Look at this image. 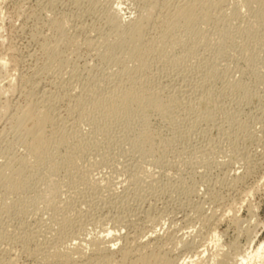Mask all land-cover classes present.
<instances>
[{
	"label": "rangeland",
	"instance_id": "obj_1",
	"mask_svg": "<svg viewBox=\"0 0 264 264\" xmlns=\"http://www.w3.org/2000/svg\"><path fill=\"white\" fill-rule=\"evenodd\" d=\"M156 1L146 37L161 43L138 68L122 31L146 14L143 0H0V87L14 81L0 95V169L25 162L19 189L0 182L1 264H60L52 256L80 244L90 257L108 231L119 237L116 259L125 247L131 262L159 255L152 264H239L264 244V0H226L196 35L161 23L178 0ZM119 5L121 32L106 20ZM188 50L195 57L185 59ZM130 84L174 102L107 115L99 98ZM34 98L50 101L55 136L67 137L54 138L51 161L28 151L15 119Z\"/></svg>",
	"mask_w": 264,
	"mask_h": 264
},
{
	"label": "bare ground",
	"instance_id": "obj_2",
	"mask_svg": "<svg viewBox=\"0 0 264 264\" xmlns=\"http://www.w3.org/2000/svg\"><path fill=\"white\" fill-rule=\"evenodd\" d=\"M142 1V0H141ZM144 3H146L145 6H147V10H146V14L143 15L141 14V16H139L137 19H133V20H130L128 22V26H126L127 28L124 29V32L122 31V36L123 34L126 35L125 39H124V42H127L131 44V53L133 54V58L134 57H137L135 61H138L137 64L135 66H137L138 68H142L144 65L146 66L147 63L145 64V61L144 62V59L146 58L145 55H147L149 52H151V45L150 44H155V43H161V41H157V42H153L151 40L153 39H148L146 37V30H147V27H150L149 24L152 20V16H153V12L154 9H156L157 5L159 4V1H156V0H143ZM226 0H181L179 2L174 3V7L172 9L168 8L166 11V13H162L160 12V14L162 15L160 18H163L162 20V24L164 22V25H166L167 27L169 26V28L171 27V31H177L179 30V28L189 32V33H194L196 32V24L199 20H203L204 22L211 16V13L213 11V9H215L216 7H219L220 5L222 6V4L225 2ZM239 1V0H238ZM256 2H260L261 0H240V3L242 2V4L244 5H250L252 2L255 3ZM78 2V1H77ZM83 1H81L80 3H82ZM164 2V1H162ZM59 3V2H58ZM161 3V2H160ZM169 3V2H168ZM234 3H235V0H234ZM240 3H237V4H240ZM170 4V3H169ZM169 4L167 6H169ZM79 5V4H78ZM166 5V4H164ZM253 5V4H252ZM76 6V5H75ZM80 6V5H79ZM120 6H118V8H115L113 10V12L109 15H107V23H109L113 28L114 30L116 31H119L121 29V27L123 26V23L125 20H121L122 18L119 17V13H120ZM234 6V5H233ZM232 6V7H233ZM238 6V5H237ZM97 7V6H96ZM235 7V6H234ZM243 6H241L240 4V7L241 8ZM246 7V6H245ZM145 8V7H144ZM161 8V7H159ZM163 8V7H162ZM73 9V8H72ZM160 10V9H159ZM165 10V9H164ZM236 10V8L234 9ZM94 11V10H93ZM239 11V10H238ZM51 12V11H50ZM159 12V11H158ZM156 13V12H155ZM237 13V12H236ZM159 14V13H158ZM99 15V14H97ZM51 16V15H50ZM157 16V14H156ZM59 17V16H58ZM63 17V16H62ZM77 18V17H76ZM106 18V17H105ZM120 18V19H119ZM159 18V17H158ZM154 19V18H153ZM64 20V19H63ZM69 21V20H68ZM202 21V22H203ZM61 23V22H59ZM56 22V26L59 27V28H62V24H59ZM160 23V22H158ZM206 23V22H205ZM126 24V23H125ZM124 24V25H125ZM61 25V26H59ZM161 25V24H160ZM110 26V27H111ZM157 26V25H156ZM159 26V25H158ZM163 26V25H162ZM84 27V26H83ZM124 27V26H123ZM122 27V29H123ZM167 27H163L164 31L165 30H168ZM72 28V27H71ZM56 29V27H55ZM58 29V28H57ZM64 29V28H62ZM121 29V30H122ZM113 30V31H114ZM162 30V31H163ZM60 31H62L60 29ZM64 31V30H63ZM115 31V32H116ZM163 31V32H164ZM170 29H169V32H171ZM173 31V32H174ZM121 32V31H119ZM166 32L168 33V31H165V34L167 38L168 35H170L169 33L166 34ZM172 32V34H173ZM202 31H200V34H201ZM49 33V32H48ZM79 33V32H78ZM106 33V32H104ZM110 33V32H109ZM117 33V32H116ZM197 33V32H196ZM199 33V32H198ZM205 33V32H204ZM61 34V33H60ZM119 34V33H117ZM149 34V33H148ZM179 34V33H177ZM181 34V33H180ZM207 34V33H206ZM121 35V33L119 34ZM164 35H163V38H164ZM196 35V34H195ZM198 35V34H197ZM208 35V34H207ZM162 36V35H161ZM206 36V35H204ZM107 37V35H106ZM119 37V36H118ZM123 37V38H124ZM76 38V37H75ZM122 38V39H123ZM169 38V37H168ZM72 39V38H71ZM161 39V38H160ZM175 39V38H174ZM195 39V38H194ZM156 40V39H155ZM154 40V41H155ZM163 40V39H162ZM64 41V40H63ZM75 41V40H74ZM116 41V40H115ZM121 41V39H120ZM153 43H151V42ZM165 41V40H163ZM186 41V40H185ZM185 41L183 42L182 39L181 40H174V44L175 46H181L183 44V46H185ZM188 41V40H187ZM203 41V39H202ZM87 42V41H85ZM101 42V41H100ZM123 42V41H122ZM121 42V44L123 45V43ZM165 43V42H164ZM196 43V42H195ZM44 44V43H43ZM125 44V43H124ZM163 44V43H162ZM161 44V46H162ZM172 44V43H171ZM49 45V44H48ZM169 45V44H168ZM95 46V45H94ZM120 46V45H119ZM129 46V45H127ZM160 46V45H158ZM164 46V45H163ZM166 46V45H165ZM187 46V44H186ZM201 46V45H200ZM55 47V45H54ZM129 47V48H130ZM153 47V46H152ZM56 48V47H55ZM122 48V47H120ZM183 48V47H182ZM187 48V47H186ZM185 48V49H186ZM197 48V47H196ZM48 49H50L48 47ZM58 49V48H57ZM72 49V48H71ZM113 49V48H112ZM110 49V50H112ZM184 49V50H185ZM60 50V49H58ZM109 50V51H110ZM115 50V49H113ZM50 51V50H49ZM116 51V50H115ZM113 51V52H115ZM197 51V50H196ZM196 51H186L185 55H184V58L185 59H192L193 57H195V53ZM52 52V51H51ZM55 52V51H54ZM59 52V51H58ZM112 53V52H111ZM62 54V53H61ZM106 54V53H105ZM112 54H115V53H112ZM49 56V55H48ZM55 56V55H54ZM110 56V55H109ZM197 56V55H196ZM113 57V55L111 56V58ZM53 58V57H52ZM58 58V57H57ZM49 59V58H48ZM120 59V58H119ZM114 60V59H113ZM133 60V59H132ZM59 61V60H58ZM130 61V60H129ZM57 62V61H55ZM125 62V61H124ZM187 62V61H186ZM192 62V61H191ZM49 63V62H48ZM61 63V62H60ZM62 64V63H61ZM124 64V63H123ZM122 64V65H123ZM53 65V64H52ZM51 65V66H52ZM64 65V64H63ZM56 66V65H55ZM124 67V65H123ZM56 68V67H55ZM135 68V67H133ZM132 67L130 68L131 70L133 69ZM136 68V69H138ZM145 68V67H144ZM124 69H121V71L123 72ZM127 70V69H126ZM125 70V71H126ZM41 71V70H40ZM124 71V72H125ZM135 71V70H134ZM127 72V71H126ZM131 72V71H130ZM115 73V72H114ZM119 74V73H118ZM125 74V73H124ZM127 74V73H126ZM134 75V74H133ZM128 76V75H127ZM132 76V75H131ZM130 76V77H131ZM212 76V75H211ZM70 77V76H69ZM125 78V77H124ZM133 79H136V78H133ZM45 81V80H44ZM114 81V80H113ZM145 81V80H144ZM51 82V81H50ZM120 82V81H119ZM126 82V81H125ZM128 82L130 83V81L128 80ZM13 78L11 80H9L7 82V87L5 86H1L0 87V95H3L5 96L4 94H6L7 92L10 91L11 87L13 86ZM54 83V82H53ZM141 83V82H140ZM197 83V82H196ZM32 84V83H31ZM64 84V83H63ZM121 84V83H120ZM131 84H136V83H131ZM131 84L129 86H131ZM143 84V83H141ZM140 84V85H141ZM42 85V84H41ZM118 87H119V84H117ZM139 85V86H140ZM164 85V84H163ZM124 86V85H123ZM134 87H136L135 85H133ZM113 87V86H112ZM116 87L114 92L113 93H110L108 96L109 98H106L108 99V103H105L106 101H102V99L100 100L99 98V101L102 103L104 102L103 104L105 106V108L101 107L102 110L104 109L105 110V113L107 115H111L114 114H119V112H123L124 114H128L130 112H132V110L134 111L135 108H139L141 110H147V109H154L156 111H159V112H163L167 107H170L168 106L170 102L166 101L165 98L162 96V94H160L161 92L160 91H148L147 88L146 91L144 90L143 87L146 88V86H141L139 89L141 90H134V88L131 86L129 88L127 87H122L123 89L126 88L125 90H123L121 87L122 90H119V88ZM148 87V86H147ZM118 88V91H116ZM181 88V87H180ZM47 89V88H46ZM143 89V90H142ZM183 89V88H182ZM52 90V89H51ZM112 90V89H111ZM153 90V89H152ZM160 90V89H158ZM164 90V89H163ZM179 90V89H178ZM181 90V89H180ZM197 90V88H196ZM34 91V90H33ZM110 91V90H109ZM184 91V90H181V92ZM189 91V90H188ZM176 92V91H175ZM180 92V91H178ZM31 95H36V92L32 94V92H30ZM57 93V92H56ZM184 93H187V92H184ZM181 95H184L183 93H181ZM203 95V94H202ZM55 96V95H54ZM68 96V95H66ZM172 96V95H170ZM174 96V95H173ZM193 96V95H192ZM205 96V95H204ZM202 96V97H204ZM27 97V96H26ZM32 97L34 96H31V99ZM37 97V96H36ZM42 96H40L41 98ZM47 97V96H45ZM105 97V96H104ZM168 97V96H167ZM175 97V96H174ZM186 97V96H184ZM211 97V96H210ZM54 98V97H53ZM52 98V99H53ZM180 98V96H179ZM207 98V97H205ZM204 98V99H205ZM30 99V98H29ZM49 99V98H47ZM65 99V98H64ZM171 99V98H170ZM178 99V98H177ZM176 99V100H177ZM51 100V99H50ZM105 100V99H104ZM168 100H169V97H168ZM195 100V99H194ZM47 101V100H46ZM99 101H97L99 103ZM29 103H27L28 106L25 105V107H27V109L25 111H22L21 113L22 114H17V116H15V119L17 120V122H21L22 125H23V129L25 130V133H26V137L28 136L29 137V141H28V151L34 155V157L36 158V160L40 161V162H45V161H51V158H52V155L50 154V150H49V147L51 145L54 144V142H52L54 140V138L56 139L57 137H60L62 138V136H55L57 134H62V131L61 128L60 130H57V132L55 133V128L56 125H58V121L59 119L55 116V114H53V107L48 105V104H51V103H48L50 102L48 100L47 103H45V99H39V98H34L33 100H30L28 101ZM77 102V101H76ZM80 102V101H79ZM172 102H174V99L172 100ZM171 102V103H172ZM98 103H97V106H98ZM170 103V105H171ZM54 104V103H53ZM200 104V103H199ZM198 104V105H199ZM69 105V104H68ZM96 105V104H95ZM101 105V104H99ZM78 106H79V103H78ZM96 106V107H97ZM22 107V106H21ZM20 107V108H21ZM24 107V108H25ZM76 108V106H75ZM100 108V106L98 107ZM100 108V109H101ZM71 109V108H70ZM23 110V109H22ZM97 111V110H96ZM11 112V111H10ZM17 112V111H16ZM58 112V111H57ZM99 113V112H98ZM102 114V112H101ZM100 114V115H101ZM71 115V114H70ZM69 115V116H70ZM103 115L105 114H102V118L104 117ZM13 116V115H12ZM59 116V115H58ZM109 116V118L111 117ZM63 117V116H62ZM74 118V117H73ZM105 118V117H104ZM61 119V118H60ZM13 120V119H11ZM15 120V121H16ZM64 121V120H63ZM4 122V121H3ZM11 122V121H10ZM13 123V122H12ZM68 123V122H67ZM20 124V123H19ZM51 125L53 127L52 130H50V133L47 134L48 132H46V128L48 125ZM10 125V124H9ZM16 126H21L20 125H16ZM18 128V127H17ZM22 128V127H20ZM4 129V128H3ZM20 130V129H19ZM3 131V130H2ZM1 131V132H2ZM60 131V132H59ZM59 132V133H58ZM3 133V132H2ZM63 133H65L63 131ZM150 132H148L149 134ZM147 132L145 133V136H148L146 135ZM151 135V134H150ZM66 136V134H65ZM64 136V137H65ZM152 136V135H151ZM149 137V139H152V137ZM62 138L61 140H57L56 139V142L57 143H66L68 141H65V138ZM146 138V137H145ZM68 140V139H67ZM151 141V140H150ZM27 144V143H26ZM76 144V143H75ZM76 147V146H74ZM14 156V155H13ZM16 159V158H15ZM10 160V159H9ZM13 160V159H11ZM250 161V160H249ZM11 162V161H10ZM69 162V161H68ZM5 163V161H4ZM14 163V162H13ZM18 167H13V166H7L6 168H3V169H0V182L3 183L2 181H4V183L6 182L7 184V191L10 192L14 189H19L21 184H22V180L24 178V173L25 172V162L24 160H21L19 162ZM6 164V163H5ZM10 164V163H9ZM13 165V164H11ZM3 167V166H2ZM0 183V184H1ZM48 199V197H47ZM104 200V199H103ZM46 202V201H45ZM60 202V201H59ZM152 202V201H151ZM62 203V202H61ZM112 204V203H111ZM65 205V204H64ZM109 206V205H108ZM62 208V207H61ZM106 208V207H105ZM101 211V210H100ZM148 213V212H147ZM129 216V214H128ZM123 217V216H122ZM109 218V217H107ZM128 219V218H127ZM113 220V219H112ZM111 220V221H112ZM61 223V222H60ZM134 223V222H133ZM115 225V224H114ZM120 227V226H119ZM112 230V229H111ZM113 231V230H112ZM112 232L108 231V233L106 235H103V236H99L98 238L94 239L91 244V246L93 245V249L95 250L96 249V253L95 255H92L90 257L86 256L85 254V248L84 246H82V244L78 245L79 247L78 248H75V250H72L71 252H64V253H61V251L58 253V251L52 256L54 257V259H57L58 261H60L62 264H105L107 262H115L116 264H149L151 263L152 264V257H153V260H157V259H154L156 256L159 257V255H150V253L148 255H150L149 257L146 256V254L144 255H141L138 254V261L137 259H134V261H137V262H131L129 261V259H131V257H129L130 255H133L132 252H131V248H121L120 249V258L116 259L115 258V254H116V251L115 250V245L117 244V241L119 239V237L117 238L116 235L112 236L111 235ZM128 235V234H126ZM149 238V237H148ZM215 238L217 239V241H219V235L217 232H215ZM182 240V239H181ZM86 241V240H85ZM141 242V241H140ZM220 242V241H219ZM86 243V242H85ZM139 243V242H138ZM87 244V243H86ZM89 244V243H88ZM89 244V245H90ZM141 244V243H140ZM147 244V243H145ZM145 244H142L145 245ZM157 244V243H156ZM152 245V244H151ZM56 246V245H55ZM122 246V245H121ZM141 246V247H142ZM148 246V245H147ZM58 247V246H57ZM77 247V246H76ZM146 248V246H144ZM56 248V247H55ZM148 248V247H147ZM138 249V248H137ZM143 252V247L141 248ZM48 250V249H47ZM54 250V249H53ZM68 251V250H67ZM144 253V252H143ZM142 253V254H143ZM78 254L79 257L76 255ZM76 255V257H75ZM46 256V255H44ZM50 257V256H48ZM48 257H46L47 259H49ZM1 258V257H0ZM240 262L239 264H252V261L254 259H263L264 258V244L262 243L258 248H256L255 250H252L250 252H247L246 255L244 256H241L240 257ZM159 259V258H158ZM168 259V258H167ZM165 259V260H160L162 261L163 264H173L170 262V259ZM8 260V259H7ZM133 260V259H132ZM53 261V260H52ZM56 261V260H55ZM57 261V262H58ZM140 262V263H139ZM159 262V261H157ZM173 262V261H172ZM16 263V262H15ZM60 263V264H61ZM108 263V264H109ZM162 263H159V264H162ZM181 263V262H180ZM1 264V263H0ZM51 264V263H50ZM154 264H158V263H154ZM191 264H196L195 261H191ZM222 264H225V263H222Z\"/></svg>",
	"mask_w": 264,
	"mask_h": 264
}]
</instances>
